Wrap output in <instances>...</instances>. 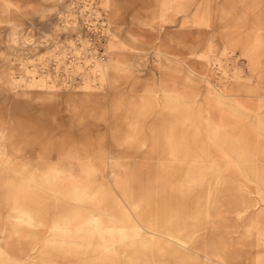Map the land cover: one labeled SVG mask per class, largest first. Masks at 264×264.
<instances>
[{"label":"rangeland","instance_id":"obj_1","mask_svg":"<svg viewBox=\"0 0 264 264\" xmlns=\"http://www.w3.org/2000/svg\"><path fill=\"white\" fill-rule=\"evenodd\" d=\"M0 264H264V0H0Z\"/></svg>","mask_w":264,"mask_h":264},{"label":"bare ground","instance_id":"obj_2","mask_svg":"<svg viewBox=\"0 0 264 264\" xmlns=\"http://www.w3.org/2000/svg\"><path fill=\"white\" fill-rule=\"evenodd\" d=\"M102 61H103V63H101L100 61H98V63H96L97 64L96 67H102V69H105L107 67V60L104 58Z\"/></svg>","mask_w":264,"mask_h":264}]
</instances>
